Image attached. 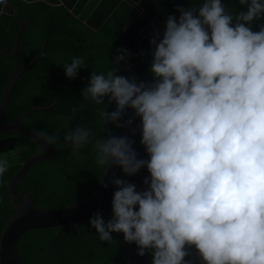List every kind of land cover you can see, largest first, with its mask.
<instances>
[{
	"label": "clouds",
	"instance_id": "clouds-1",
	"mask_svg": "<svg viewBox=\"0 0 264 264\" xmlns=\"http://www.w3.org/2000/svg\"><path fill=\"white\" fill-rule=\"evenodd\" d=\"M239 4L247 11L231 13L225 0L224 5L221 0H203L199 7L178 8V19L169 15L165 23L159 18L166 25L163 38L157 33L150 43L143 42L155 45L151 83L141 81L125 57L137 53L143 43L132 52L126 35L122 40L127 49H117L116 63L125 58L140 82L117 75L116 68L92 71L83 100L97 106L105 97L109 104L115 102L110 113L100 109L103 131L109 123L125 126L120 121L127 109L133 110L132 127L134 115L141 121L133 140L124 136L125 128L123 136L104 138L86 124L63 135L74 156L91 146L96 164L104 170L115 165L130 177L147 169L150 176L142 191L113 177L117 190L111 219L105 222L97 212L89 224L103 242L113 241L112 233H123L126 243L137 246L139 256L150 253L151 264H191L185 258L192 247L202 264H264V24L258 31L251 28L254 20L264 19V0ZM62 65L69 79L86 67L82 56H72ZM77 111L72 108L73 115L66 117L69 124ZM21 121L20 126L32 131L29 140L41 146L32 156L60 145L58 134L31 130ZM139 132L143 146L135 143ZM7 137L17 141L12 151L0 153L9 156V162L13 157L9 165L0 160V179L11 167H18L16 174L27 160L16 152L23 150L16 148L22 135L9 132L0 139ZM133 145L145 148L148 159L138 158ZM9 219H4L5 225Z\"/></svg>",
	"mask_w": 264,
	"mask_h": 264
},
{
	"label": "trees",
	"instance_id": "trees-1",
	"mask_svg": "<svg viewBox=\"0 0 264 264\" xmlns=\"http://www.w3.org/2000/svg\"><path fill=\"white\" fill-rule=\"evenodd\" d=\"M160 5L159 18L166 23L169 15L177 19L182 7L185 9L199 7L203 0H158ZM15 8V15L2 16L0 19V101L4 93L5 84L14 70L12 59L3 54L12 52L20 24L33 18L26 27L19 46L21 65L31 63L42 51V57L27 70L12 92L9 109L4 123L14 121L22 112L32 107H45L56 101L61 94L66 93L60 103L49 112H38L23 118L21 124L31 130H46L50 134L60 136V145L53 146L55 155L46 162L35 165L24 178L26 183H20V189L35 201L41 209H62L89 198L98 190L107 171L95 162V153L91 146L82 149L79 156L72 154L70 144L63 141V135L69 128L86 124L92 128L97 137L107 138L109 135L123 136L127 122V109L120 123L123 127H116L109 123L102 130L100 124V109L112 112L116 109L113 101L97 106L90 101H84L82 90L88 86L92 71L100 72L108 68L118 69L117 75L135 79L128 70L125 58L116 63L117 49H127L125 30L139 17V12L124 3L109 22L98 33L91 31L75 20L69 12L59 5L58 0H42V2L28 4L20 0H9ZM228 12L238 13L247 11L239 0H225ZM264 19L251 23L253 31H258ZM154 48L145 42L137 53L125 56L130 65L137 68L141 81L151 83L153 75L150 71ZM72 56H82L85 68L78 71L74 79L66 77L63 63L70 62ZM83 104L82 110L80 106ZM78 111L71 123L66 117L72 116L71 109ZM138 117L133 120V126L140 124ZM1 137V135H0ZM141 132L136 135L135 143H140ZM18 146H23L17 154L26 160L32 154L41 151L40 147L25 137H19ZM18 167L8 168L0 179V239L5 220L15 212L13 202L7 192ZM147 169H141L133 176L125 179L136 185L137 191L144 190ZM23 180V181H24ZM102 216L107 222L111 219L110 211L105 210ZM1 217H4L2 219ZM83 234L76 226H66L60 229L44 228L25 234L19 244V251L24 264H134L130 254L131 244L126 243L123 233H112L113 241L103 242L96 230L89 224V219L81 223ZM1 264V263H0Z\"/></svg>",
	"mask_w": 264,
	"mask_h": 264
},
{
	"label": "water",
	"instance_id": "water-1",
	"mask_svg": "<svg viewBox=\"0 0 264 264\" xmlns=\"http://www.w3.org/2000/svg\"><path fill=\"white\" fill-rule=\"evenodd\" d=\"M20 1L34 4L42 0ZM58 2L75 20L96 33L102 30L123 3H127L134 7L140 13V16L125 30V35L128 39V49L132 52H135L144 41L150 43V40L153 39L157 33L159 34V39H162L166 28V25L159 19L160 5L158 0H73L70 4L67 3L66 0H58ZM221 3L224 5V0H221ZM14 14L15 8L9 5L8 0H0V18L2 15L14 16ZM32 20L33 18L29 21L21 22L12 52L9 53L8 51H4L3 53L12 59L14 70L10 73V78L5 84L4 93L0 101V135L6 136L9 132H17L30 140H32V131L20 126L22 118L29 114L53 110L59 103L58 99L62 96L61 95L57 99L58 101L53 105L51 104L49 107H36L30 109L22 113L13 123L8 125L4 124L14 88L22 75L40 60L46 49L45 44L37 58L26 66L21 65L19 45L26 27ZM131 70L135 74L137 83H139L140 80L136 76L137 71L132 68ZM63 97L64 96H62L61 99ZM132 119L133 110L130 109L127 122L131 121V123H126L124 136L133 140L137 131L140 130L141 124L132 127ZM16 141L17 138L15 137L0 139V153L12 151L15 148ZM133 147L138 154V158L148 159L145 148H138L135 145H133ZM54 155L55 149L53 146L43 149V152L40 154L33 155L22 164L9 184L8 195L16 202L14 205L16 213L6 221V225L2 230L0 239L1 264H23L19 254V243L21 237L27 232L44 228L60 229L66 226H76L80 229L81 234H83L84 232L81 228V223L83 221L89 219L93 214L97 212L101 213L104 210H109L112 213V199L117 188L111 181L113 177L125 179L122 169L115 165L107 169L98 190L92 197L86 198L73 206L59 210H43L39 208L31 196L25 194L20 189L19 185L22 182L24 183V178L29 174L32 167L48 161ZM105 185H107V187H105ZM1 218L3 219V217ZM137 252V246L134 243L131 244L130 254L134 264H151L150 253L139 256ZM185 259L190 261L191 264H202L201 258L194 247L189 248L188 256H186Z\"/></svg>",
	"mask_w": 264,
	"mask_h": 264
},
{
	"label": "rangeland",
	"instance_id": "rangeland-1",
	"mask_svg": "<svg viewBox=\"0 0 264 264\" xmlns=\"http://www.w3.org/2000/svg\"><path fill=\"white\" fill-rule=\"evenodd\" d=\"M0 160L7 161V164L9 165L10 163H13V157L12 160L9 162V156H2L0 157Z\"/></svg>",
	"mask_w": 264,
	"mask_h": 264
},
{
	"label": "bare ground",
	"instance_id": "bare-ground-1",
	"mask_svg": "<svg viewBox=\"0 0 264 264\" xmlns=\"http://www.w3.org/2000/svg\"><path fill=\"white\" fill-rule=\"evenodd\" d=\"M66 1H67V3H69V4H70V3H71L73 0H66Z\"/></svg>",
	"mask_w": 264,
	"mask_h": 264
},
{
	"label": "flooded vegetation",
	"instance_id": "flooded-vegetation-1",
	"mask_svg": "<svg viewBox=\"0 0 264 264\" xmlns=\"http://www.w3.org/2000/svg\"><path fill=\"white\" fill-rule=\"evenodd\" d=\"M26 183V182H25Z\"/></svg>",
	"mask_w": 264,
	"mask_h": 264
}]
</instances>
